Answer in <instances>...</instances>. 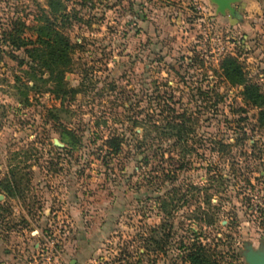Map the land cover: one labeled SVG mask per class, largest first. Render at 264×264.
<instances>
[{"label": "rangeland", "instance_id": "rangeland-1", "mask_svg": "<svg viewBox=\"0 0 264 264\" xmlns=\"http://www.w3.org/2000/svg\"><path fill=\"white\" fill-rule=\"evenodd\" d=\"M237 9L0 0V234L26 237L25 262L180 264L197 241L222 264L264 254V127L221 68L237 57L264 93V18ZM47 23L71 43L55 74L35 50ZM179 113L187 140H164L154 123Z\"/></svg>", "mask_w": 264, "mask_h": 264}, {"label": "trees", "instance_id": "trees-1", "mask_svg": "<svg viewBox=\"0 0 264 264\" xmlns=\"http://www.w3.org/2000/svg\"><path fill=\"white\" fill-rule=\"evenodd\" d=\"M23 32L22 29L16 30L15 32H10L9 36L11 38V43L17 47L21 48L22 46H27L29 41L25 38L20 37V33ZM38 45L35 50L42 51L48 56L44 60L43 66L47 69H50L52 74H55L56 68L59 66H67L70 63L69 52L71 49L70 41L61 34L56 28L54 23H47L45 25L38 26ZM44 36V37H43ZM44 45V46H43ZM42 46L44 48H42ZM221 68L226 79L234 85H242L243 89L241 94L243 100L246 104L256 107L258 111L257 125L259 127H264V93L261 91L260 86L257 83L251 82L246 75L244 66L238 60L237 57L233 55H227L221 63ZM162 122L154 123L155 130L163 136L164 140L178 136L177 139L179 142H185L189 136V127L188 123L190 117H186L185 114L179 113L170 118L169 114L165 115ZM168 129H171L170 133ZM150 131V130H149ZM151 133L148 132L146 135ZM146 139V137H145ZM122 139L118 137H111L107 140L108 147L111 150V153L119 152L120 142ZM186 151L185 149H183ZM8 185L6 190L9 191V194L12 197H17L18 193L14 185V181L8 179ZM208 218H211L210 212H204ZM206 220V219H205ZM209 219V221H211ZM160 243V242H158ZM185 249V254L182 257V263L180 264H222L221 252H215L209 244H205L201 241L192 243L191 245H182Z\"/></svg>", "mask_w": 264, "mask_h": 264}, {"label": "crops", "instance_id": "crops-1", "mask_svg": "<svg viewBox=\"0 0 264 264\" xmlns=\"http://www.w3.org/2000/svg\"><path fill=\"white\" fill-rule=\"evenodd\" d=\"M235 6L246 8L245 11L248 16H251V20L259 12L264 18V0H238ZM34 234L36 235V233H33L32 236H35ZM22 235L16 237V241H12L8 237L0 234V264H31V262L27 263L24 261V258L28 257L29 252L26 237Z\"/></svg>", "mask_w": 264, "mask_h": 264}, {"label": "water", "instance_id": "water-1", "mask_svg": "<svg viewBox=\"0 0 264 264\" xmlns=\"http://www.w3.org/2000/svg\"><path fill=\"white\" fill-rule=\"evenodd\" d=\"M211 2L216 6V11L222 15L229 14L232 17H240V12L235 6L238 0H211ZM250 264H264V254L252 258Z\"/></svg>", "mask_w": 264, "mask_h": 264}, {"label": "built area", "instance_id": "built-area-1", "mask_svg": "<svg viewBox=\"0 0 264 264\" xmlns=\"http://www.w3.org/2000/svg\"><path fill=\"white\" fill-rule=\"evenodd\" d=\"M55 243H56V241H55L54 239L49 240V244H50L51 246H53ZM50 264H52V263H50Z\"/></svg>", "mask_w": 264, "mask_h": 264}]
</instances>
